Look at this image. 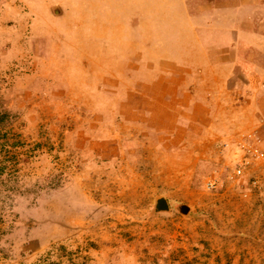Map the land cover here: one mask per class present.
Instances as JSON below:
<instances>
[{
  "label": "rangeland",
  "instance_id": "374dc122",
  "mask_svg": "<svg viewBox=\"0 0 264 264\" xmlns=\"http://www.w3.org/2000/svg\"><path fill=\"white\" fill-rule=\"evenodd\" d=\"M221 2L0 0V264H264V38L232 99L177 67L264 22Z\"/></svg>",
  "mask_w": 264,
  "mask_h": 264
},
{
  "label": "crops",
  "instance_id": "0c3cea01",
  "mask_svg": "<svg viewBox=\"0 0 264 264\" xmlns=\"http://www.w3.org/2000/svg\"><path fill=\"white\" fill-rule=\"evenodd\" d=\"M241 1H243L244 3H246L247 0H222L221 3H240ZM51 8H53V13L58 14L59 12H61V16L64 15V11L62 10V8L60 7H54L52 6ZM264 22L261 24H253V25H249L244 27V31H239L236 35H234L232 32H226V36H225V42H217L214 41V44H208L207 46L205 44H203V40L200 37V32L196 33L195 30H197V28L194 30V34L196 36V41L197 44H199L200 46V57H195V59H191L186 65H177V67H184V68H204L206 71L210 70L212 73H215L214 70H217L219 73H221L222 71H226L227 72V76L220 74L219 76H214L213 78V82L214 83H219L222 84L223 86H225V88L227 89V100L228 99H232L233 94L230 95L229 97V93H233V92H228V85H231L233 81L236 82V80H242V74L243 72H241L242 70H240L242 67L244 66H251L260 68L261 64L259 63L258 59H254V60H245L242 61L241 58L237 59V60H228L227 58L225 60H223V57H227L229 52H236L238 54H240L241 52H256L260 50V42H261V38H264ZM210 34V31H209ZM151 35V34H150ZM147 35V40L151 41L152 40V36ZM145 40V43H147L148 41ZM226 53V54H225ZM217 55H219L220 59L216 60ZM215 58V59H213ZM257 60V63H256ZM136 66V65H135ZM176 66V65H175ZM224 71V74H225ZM246 82L253 84L254 80H253V76L254 73H247L244 75ZM244 78V77H243ZM249 81H248V80ZM243 82V80H242ZM251 92L250 93H257L258 89L256 90V88H254V86H251ZM216 89V88H214ZM248 90V89H247ZM256 90V91H255ZM214 90H211L210 92H208L210 95L206 96L205 99L207 97H210V100H222V98L224 99V97L220 96L218 97L216 95L215 92H213ZM235 96V95H234ZM237 98V95L234 97V99ZM193 99V98H192ZM193 101L195 102L196 99H193ZM193 102V103H194ZM192 103V102H190ZM192 108V106H191ZM189 108V110L191 109ZM211 110L213 111L214 108L211 107ZM211 110H210V114H211ZM226 110V109H225ZM229 114L231 115L232 113H237V110H226L225 114ZM213 115V113L211 114V116Z\"/></svg>",
  "mask_w": 264,
  "mask_h": 264
},
{
  "label": "water",
  "instance_id": "95a60500",
  "mask_svg": "<svg viewBox=\"0 0 264 264\" xmlns=\"http://www.w3.org/2000/svg\"><path fill=\"white\" fill-rule=\"evenodd\" d=\"M169 210V204L166 199L160 198L156 203V211H166ZM188 206H182L181 211L182 213H188L189 212Z\"/></svg>",
  "mask_w": 264,
  "mask_h": 264
},
{
  "label": "built area",
  "instance_id": "2783aa9c",
  "mask_svg": "<svg viewBox=\"0 0 264 264\" xmlns=\"http://www.w3.org/2000/svg\"><path fill=\"white\" fill-rule=\"evenodd\" d=\"M245 151L247 152V154L251 157V158H256V159H260L263 157V154H260V152L258 151V149L255 148L254 145H252L251 143H247L245 145ZM242 170H238L237 174H241ZM213 186V185H212Z\"/></svg>",
  "mask_w": 264,
  "mask_h": 264
},
{
  "label": "trees",
  "instance_id": "16d2710c",
  "mask_svg": "<svg viewBox=\"0 0 264 264\" xmlns=\"http://www.w3.org/2000/svg\"><path fill=\"white\" fill-rule=\"evenodd\" d=\"M5 119H6V116L0 111V137L2 136L1 135V133H2L1 127L4 124Z\"/></svg>",
  "mask_w": 264,
  "mask_h": 264
}]
</instances>
